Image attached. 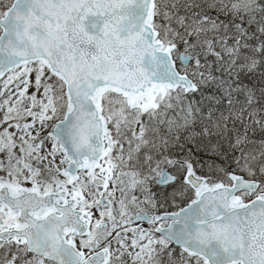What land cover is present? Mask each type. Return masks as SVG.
I'll return each instance as SVG.
<instances>
[{
    "label": "snow or ice",
    "instance_id": "obj_1",
    "mask_svg": "<svg viewBox=\"0 0 264 264\" xmlns=\"http://www.w3.org/2000/svg\"><path fill=\"white\" fill-rule=\"evenodd\" d=\"M0 264H264V0H0Z\"/></svg>",
    "mask_w": 264,
    "mask_h": 264
}]
</instances>
